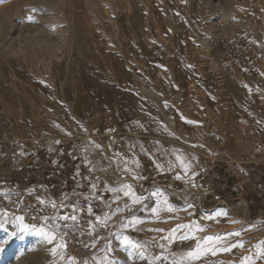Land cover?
I'll return each mask as SVG.
<instances>
[{
  "label": "rangeland",
  "instance_id": "1",
  "mask_svg": "<svg viewBox=\"0 0 264 264\" xmlns=\"http://www.w3.org/2000/svg\"><path fill=\"white\" fill-rule=\"evenodd\" d=\"M218 43L225 48L213 52ZM213 71H221L224 87L216 86ZM1 95L11 99L2 102ZM228 133L234 134L232 146L246 151L239 161L263 160L264 0H0V188L21 193L24 205L36 203V195L59 199L74 190L87 193V177L101 189L104 182H129L137 193L159 187L176 210L163 211L139 227L165 231L128 234L144 240L197 220L205 226L199 237L220 234L221 247L244 242L231 252L209 253L198 264H241L244 257L255 258L256 245L264 241V206L240 196L255 211L244 216L242 210L235 213V208L208 202L207 176L224 149L209 139ZM21 146L27 155H19ZM85 146L96 165L91 173L83 158ZM173 149L197 158L192 169L199 173L197 187L175 179L176 172L183 175L178 165L163 173L155 167L154 161L167 168L168 160H175ZM165 150L168 155L162 154ZM133 155L140 167H130L145 179L133 180L131 173L118 170L123 158L130 161ZM78 183L83 187L77 188ZM32 188L35 193L27 194ZM105 194V200L111 198ZM144 203L151 206L155 200ZM186 203L195 207L185 210ZM0 206L19 214L2 196ZM218 208L227 215L201 218ZM121 215L130 213L114 220ZM12 230L7 224L0 228V264H51L50 246L33 235L10 237ZM236 231L241 234L227 235ZM95 235L106 237L107 230ZM92 238L72 235L67 252L81 261L92 257L105 243L102 239L96 248H84ZM194 244L176 241L172 249ZM115 255L118 264H146L123 251Z\"/></svg>",
  "mask_w": 264,
  "mask_h": 264
},
{
  "label": "snow or ice",
  "instance_id": "2",
  "mask_svg": "<svg viewBox=\"0 0 264 264\" xmlns=\"http://www.w3.org/2000/svg\"><path fill=\"white\" fill-rule=\"evenodd\" d=\"M37 10L33 8L32 12ZM27 19L30 22H35V17L32 15H29ZM167 106L168 104L165 102V107ZM188 122L195 123L194 121ZM85 131L87 130L85 129ZM68 134L71 135L70 133ZM54 143L59 144L60 141L56 140ZM156 143L159 144V141ZM88 145H91L94 150L100 149L101 153H103L102 146L96 144L95 141L89 140ZM131 147L135 146L133 145ZM200 147H203V145H200ZM49 150L51 151L52 149ZM141 151L147 154V150L143 148L142 144ZM84 152V162L90 165L89 172H94L96 165L88 159L87 146H85ZM27 154L23 146H21L19 155ZM162 154L168 155L167 150ZM115 155L122 157L123 154L115 153ZM171 155L175 157V160L169 159L167 168L163 164L154 161L155 167L163 173L165 171H173L178 165L183 175H181V172H176L175 179L185 180V183H190L191 187H197L195 177L199 173L192 170L193 161L197 159L195 155L184 154L176 149L172 150ZM104 159H108V157L104 156ZM130 165H135V168H139V159L134 155L130 161L124 157L123 169H120L118 166V170L122 171V173H131L133 180L145 179V177L139 176ZM100 170L106 171V168H101ZM189 172L191 173L190 176ZM86 179L90 181L87 193H77L74 190L72 194L62 193L59 199L50 195H36V203L27 205H24V199L21 193L0 188V196L5 200H9L13 208L19 211L18 214L17 211H10L8 208L0 206V228H4L6 224L11 225L13 230L9 233L10 237L16 236L19 233L21 235H33L39 238L42 244L50 246L47 250L52 258L51 264H90V261L93 264H118L119 258L115 255L117 251L125 252L127 258L135 257L140 261H146V264H198L209 253L215 256L218 252H231L237 246L241 248L244 246L243 241H237V243L231 244L228 247H221L220 244L224 237L220 234L206 235L203 237L197 236V232L204 231L205 227L201 226L197 220L177 224L174 228L167 230V235L140 240L128 233H161L165 231L160 228L143 229L139 225L145 223L149 218L158 219L160 213L163 211L172 212L176 210V206L169 202L168 194L159 187H155L152 190H144L143 193H137L135 185L129 182H117L115 186L104 182L103 189H100L99 185L92 181L90 177ZM96 180H99V177H96ZM43 187L41 185V188ZM80 187H83V185L78 183L77 188ZM25 191L27 194L32 195L36 190L32 188L26 189ZM98 191L111 193V198L105 200L102 195H97ZM13 195L19 197V199L12 201L11 197ZM73 198H75V202H73ZM124 198H127V200H124ZM153 199L155 203L151 206L148 203H144L145 201H151ZM94 200L100 201L103 205L100 214L94 211ZM113 204L117 206L113 208ZM22 205L24 207H21ZM137 205L140 207L137 208ZM194 207L195 205L193 203H186L185 210L193 209ZM125 212L130 213V215H121L118 221L114 220V217L118 214ZM138 212H147L150 214V217L138 215ZM85 214L88 217L86 221ZM189 215H193V213L189 212ZM222 215H227L226 210L218 208L213 209L211 212H204L201 218L215 220L216 217ZM232 222L239 223V221ZM100 229L107 230L106 237L95 235ZM181 230L184 231L181 233ZM77 233L80 236L87 234L89 237H93L89 243L83 244V247L86 249L96 248L102 239L105 240V243L92 257L84 258L82 261L78 260L77 257L67 252L70 237ZM240 234V231H236L234 233H228L227 235L239 236ZM188 240H195L194 246L182 247L176 251L172 249V245L176 241L184 242ZM256 248L255 258L244 257L241 264H249V262L255 264L256 259H264V241L257 244ZM153 249H159V252H154ZM98 253H103V255L100 256ZM220 264H223V262H220Z\"/></svg>",
  "mask_w": 264,
  "mask_h": 264
},
{
  "label": "crops",
  "instance_id": "3",
  "mask_svg": "<svg viewBox=\"0 0 264 264\" xmlns=\"http://www.w3.org/2000/svg\"><path fill=\"white\" fill-rule=\"evenodd\" d=\"M223 48L225 47L220 43L213 44L212 51L220 53ZM232 141L230 140L223 150L220 149L223 155L219 156L218 162L213 166L215 169H210V174L207 176L208 202L229 208L234 206L240 196H243L253 204L258 203L259 206H264V153L259 158L263 159L260 161L255 159L239 161V158L247 157H239V154L246 151L232 146ZM97 195H102L104 199L106 196L105 191H98ZM93 203L96 211L100 213L103 208L101 202L94 200ZM241 210L244 216L249 212L255 214L252 207L245 209L242 204L235 207V213H240Z\"/></svg>",
  "mask_w": 264,
  "mask_h": 264
},
{
  "label": "built area",
  "instance_id": "4",
  "mask_svg": "<svg viewBox=\"0 0 264 264\" xmlns=\"http://www.w3.org/2000/svg\"><path fill=\"white\" fill-rule=\"evenodd\" d=\"M230 62H234V59L231 57L230 58ZM221 67H223L222 64H220ZM217 72H212V76H213V81L215 82L216 86L218 87H224L225 86V79L223 74L221 73V71L216 74ZM234 136L233 133H228L226 134L225 137L220 136L219 134H213L210 136V143L212 145H217L218 143H221V146L219 147V149L225 148L227 142H229L230 139H232V137ZM237 203H235V206H230L229 208L232 210L233 208H235L236 206H239L240 204H242L244 206L245 209H248L249 204L247 203L246 200L242 199L241 197L236 201Z\"/></svg>",
  "mask_w": 264,
  "mask_h": 264
},
{
  "label": "bare ground",
  "instance_id": "5",
  "mask_svg": "<svg viewBox=\"0 0 264 264\" xmlns=\"http://www.w3.org/2000/svg\"><path fill=\"white\" fill-rule=\"evenodd\" d=\"M4 94H5V93H4ZM2 95H3V94H2ZM2 95H1V96H2ZM8 97L11 99V96H7V95L4 96V97L2 96V98H1L2 102H3V100H7ZM4 102H5V101H4ZM9 104H10V107H14V104L11 105L10 102H9ZM6 106H8V105H6ZM4 107H5V105H4ZM5 109H6V107H5ZM36 111H37V110H35V112H36ZM91 133H92V132H91Z\"/></svg>",
  "mask_w": 264,
  "mask_h": 264
}]
</instances>
